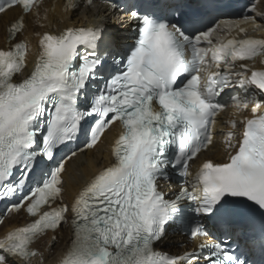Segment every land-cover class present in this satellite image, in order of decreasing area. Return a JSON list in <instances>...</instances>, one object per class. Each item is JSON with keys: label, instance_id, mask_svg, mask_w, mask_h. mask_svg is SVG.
I'll list each match as a JSON object with an SVG mask.
<instances>
[{"label": "snow or ice", "instance_id": "obj_1", "mask_svg": "<svg viewBox=\"0 0 264 264\" xmlns=\"http://www.w3.org/2000/svg\"><path fill=\"white\" fill-rule=\"evenodd\" d=\"M104 2L106 11L118 8ZM40 4L0 0V15L21 9L6 26L8 46L0 48V203L5 215L23 210L33 218L0 238V264H32L39 255L32 245L64 223L72 238L59 264H264V235L259 260L218 238L221 231L231 235L242 217L264 220V70L249 63L264 64V39L248 37L239 21L221 20V34L235 24L245 38L214 42L218 25L202 17L173 19L154 5H132L130 43L117 45L103 25L37 33L34 65L17 81L30 47L12 41ZM81 6L66 0L65 10ZM247 11L264 19L255 3ZM243 20L256 24L252 15ZM229 107L231 130L222 133L227 159H206L191 171ZM113 126L112 163L65 203V160L57 151L80 133L79 151L93 149ZM170 172L183 181L168 199L159 182ZM174 222L198 241L196 250L179 256L156 250Z\"/></svg>", "mask_w": 264, "mask_h": 264}, {"label": "bare ground", "instance_id": "obj_2", "mask_svg": "<svg viewBox=\"0 0 264 264\" xmlns=\"http://www.w3.org/2000/svg\"><path fill=\"white\" fill-rule=\"evenodd\" d=\"M81 13V12H80ZM19 12L16 9H13L11 11H8L6 14H4L2 17H0V41L2 35H4L3 29L4 25L7 23V21L15 16H17ZM71 20H75L72 18ZM100 18L96 14V10H89L82 12V17L80 18V22L83 23H96L99 21ZM40 26L37 29L38 33H41L43 29L46 30H55L59 31L61 28H63L65 25H67V21L63 20L62 16H58L57 18H51L49 20H43L40 21L38 19V16L36 14H29L26 16V22H25V28L21 32L20 38H24L28 40L30 52L26 57V62L30 64L34 60V53L32 52L34 49V40L29 39V29L32 27H36V25ZM44 30V31H46ZM27 67L22 72L21 76H24L26 74ZM248 113L245 112L241 115H237L235 119L239 120L242 118L243 115H247ZM228 117V116H227ZM224 118L221 121V125L218 128V136L215 138L213 144H212V151L215 152V154L222 159L226 158V152L223 144V136L222 133H226L230 131L231 129L227 126L228 121L233 118V116H230L228 118ZM112 137L111 130L107 133H105L101 137V141L97 144L95 147L94 152H86L84 156L78 158L76 160V163H68L66 164V170L65 174L63 176V199L64 201L68 202L72 197L73 194L76 192V190L84 184V182L92 176L98 168H100L97 165V160L99 159L100 153L104 151V157L107 155L108 152V145L110 144ZM210 152V151H209ZM202 157V156H201ZM87 158V163L84 162V159ZM107 161V159H103V162ZM105 163H102L104 165ZM101 165V166H102ZM11 218L10 220L7 219L2 223L0 226V238L5 235L8 228L11 226ZM70 233L66 228H62L60 230V233L58 234V243L55 244L52 247H49V236H46L42 240H40L34 248L37 250L39 255L32 261V264H55L60 257L63 256L64 250L67 247V242L69 240ZM176 241V240H172ZM160 248L165 249V246H160ZM179 251V250H178ZM177 250L175 252H178Z\"/></svg>", "mask_w": 264, "mask_h": 264}]
</instances>
